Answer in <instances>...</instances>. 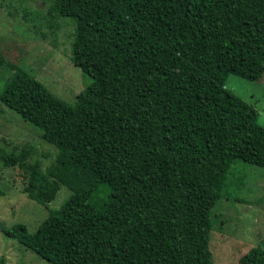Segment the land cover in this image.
<instances>
[{
  "label": "trees",
  "instance_id": "trees-1",
  "mask_svg": "<svg viewBox=\"0 0 264 264\" xmlns=\"http://www.w3.org/2000/svg\"><path fill=\"white\" fill-rule=\"evenodd\" d=\"M49 4L73 22L69 59L87 81L72 102L20 70L1 88L53 149L43 171L27 145L0 154V169L31 160L21 192L47 210L33 232L3 234L49 264H214L211 211L230 164L264 168L258 112L224 85L264 73V0ZM59 185L70 193L47 209ZM236 264H264V250Z\"/></svg>",
  "mask_w": 264,
  "mask_h": 264
},
{
  "label": "rangeland",
  "instance_id": "rangeland-1",
  "mask_svg": "<svg viewBox=\"0 0 264 264\" xmlns=\"http://www.w3.org/2000/svg\"><path fill=\"white\" fill-rule=\"evenodd\" d=\"M50 0H0V90L16 71L36 78L58 98L72 102L87 78L69 59L73 22L54 11ZM225 87L257 110L264 125V73L256 80L228 74ZM32 125L0 103V154L20 157L25 145L40 161L43 171L53 160V149L44 143ZM31 160L0 169V255L5 264H49L29 249L6 238L2 229L21 222L28 232L46 216L47 210L26 198L21 188L28 180ZM59 185L47 209L58 207L69 194ZM236 198L242 200H235ZM215 228L209 249L214 264H236L252 246L264 250V168L234 160L226 185L211 211Z\"/></svg>",
  "mask_w": 264,
  "mask_h": 264
}]
</instances>
